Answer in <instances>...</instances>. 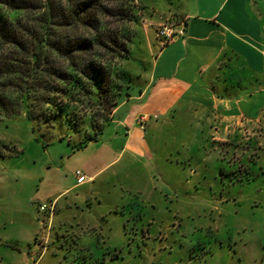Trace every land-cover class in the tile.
Segmentation results:
<instances>
[{
	"label": "rangeland",
	"instance_id": "374dc122",
	"mask_svg": "<svg viewBox=\"0 0 264 264\" xmlns=\"http://www.w3.org/2000/svg\"><path fill=\"white\" fill-rule=\"evenodd\" d=\"M178 1L134 0L122 6L130 10L123 21L111 20L110 31L131 36L119 68L125 85L145 84L156 45L167 44L158 28L174 22ZM260 92L257 115H214L229 126L226 141L185 129L161 130L155 140L139 116L147 147L138 153L124 148L125 130L110 114L103 124L106 112L86 100L74 119L93 116L102 129L85 142L89 123L74 132L66 121L28 120L21 109L0 114V264H35L40 255L37 264H264V79L246 94ZM76 171L97 176L75 186Z\"/></svg>",
	"mask_w": 264,
	"mask_h": 264
},
{
	"label": "crops",
	"instance_id": "0c3cea01",
	"mask_svg": "<svg viewBox=\"0 0 264 264\" xmlns=\"http://www.w3.org/2000/svg\"><path fill=\"white\" fill-rule=\"evenodd\" d=\"M169 13L176 30L184 20L183 34L156 45L145 84L132 82L110 114L109 122L125 130L124 148L132 153L147 147L146 132L136 124L139 116L146 118L155 140L161 130L185 129L203 131L202 141L213 135L226 141L229 126L225 118L214 121V115L255 116L263 106L262 92L248 96L246 91L264 79V0H179ZM242 73L249 79L243 80ZM180 115L190 122H170ZM40 260L41 255L35 264Z\"/></svg>",
	"mask_w": 264,
	"mask_h": 264
},
{
	"label": "trees",
	"instance_id": "16d2710c",
	"mask_svg": "<svg viewBox=\"0 0 264 264\" xmlns=\"http://www.w3.org/2000/svg\"><path fill=\"white\" fill-rule=\"evenodd\" d=\"M133 1L0 0V114L21 109L28 120L66 121L74 132L89 123L94 132L84 142L96 140L102 124L85 114L74 119L77 105L101 106L104 124L122 88H130L119 73L130 33L109 26L127 17L122 6Z\"/></svg>",
	"mask_w": 264,
	"mask_h": 264
},
{
	"label": "built area",
	"instance_id": "2783aa9c",
	"mask_svg": "<svg viewBox=\"0 0 264 264\" xmlns=\"http://www.w3.org/2000/svg\"><path fill=\"white\" fill-rule=\"evenodd\" d=\"M178 25L180 26L179 30L175 29L174 22H167L161 24L158 28V36L163 40L164 44L170 42L175 36L182 35L184 31V20H181ZM76 183L83 184L86 182L87 178L80 171L75 172Z\"/></svg>",
	"mask_w": 264,
	"mask_h": 264
}]
</instances>
